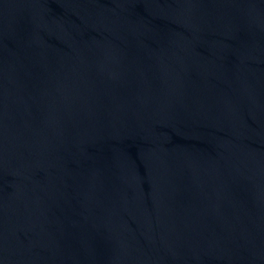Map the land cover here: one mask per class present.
I'll list each match as a JSON object with an SVG mask.
<instances>
[{"label": "water", "instance_id": "1", "mask_svg": "<svg viewBox=\"0 0 264 264\" xmlns=\"http://www.w3.org/2000/svg\"><path fill=\"white\" fill-rule=\"evenodd\" d=\"M0 264H264V0H0Z\"/></svg>", "mask_w": 264, "mask_h": 264}]
</instances>
